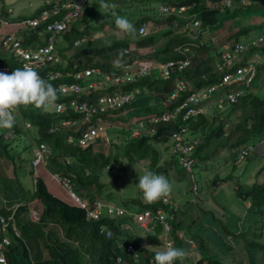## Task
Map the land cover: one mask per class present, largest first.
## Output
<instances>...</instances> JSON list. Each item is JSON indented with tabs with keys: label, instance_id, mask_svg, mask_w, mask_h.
Wrapping results in <instances>:
<instances>
[{
	"label": "trees",
	"instance_id": "16d2710c",
	"mask_svg": "<svg viewBox=\"0 0 264 264\" xmlns=\"http://www.w3.org/2000/svg\"><path fill=\"white\" fill-rule=\"evenodd\" d=\"M136 1L141 0H110L109 2L116 5L114 10L116 14L126 16L137 30L134 37L121 34L120 38L115 26V16L113 17L111 11L105 12L101 8V0H86L82 7L81 16L70 22L64 32L55 38L57 51L62 61L56 68L76 72L80 69L98 67L101 74H96L95 79L103 81L102 72L113 76L123 72L122 68L114 67L120 49L126 50V55L123 58L125 64L130 63L133 58H137L144 67H151L168 59L190 56V65L183 71L174 72L168 80H163L157 75L154 77L149 75L123 84H110V82L103 81L102 85L92 89L87 95H81L80 98L93 100L101 93H111L115 89L122 92L138 89L139 93L133 100L137 97L159 96L162 101L155 105L151 104L140 115L141 119H145L154 114L174 111L191 91H201L216 84L225 73L234 71L237 67L246 64L255 55H262L264 51V41L259 46L248 47L244 58L236 59L233 66L229 67L222 62V51L217 47L216 42H213L212 39L208 42L202 40L205 33L209 31L214 33L222 22L217 18L220 6L230 10L234 4L238 5L232 14L228 13L226 17L228 18L252 10L255 6L253 3L244 4L241 3V0H231V5L226 6L225 0H152L176 8L185 6L186 10L181 14L190 15L192 21L199 20L201 22L194 32H190L184 27L186 23L179 21V24L175 25L177 34H174L173 29H169L163 35L166 36L165 40L158 43L160 35L155 34L154 30L141 35L138 33L139 27L143 24L147 25L148 22L155 25L174 23L179 18L180 13L177 12V9L173 12H164L160 11L158 7L154 9L146 5L143 8H138L143 13L137 18L133 13L134 9L139 6V4L134 3ZM142 1L140 2L142 4L150 2ZM52 2L58 3L60 1L53 0ZM40 8L42 9L44 6ZM260 9L264 13V9ZM63 13L64 10H60L59 14L54 17L60 18ZM2 14L7 15L4 8ZM16 17L23 16L18 15ZM180 26L184 27L188 33L179 34L177 30L181 28ZM42 29L43 25L31 29L30 34L22 39L23 45L36 47L46 44L47 40L43 41L39 36ZM146 29H148V25ZM108 30L112 32L107 37H93L95 33ZM243 31L249 35L251 30L243 29ZM0 32L2 31L0 30ZM48 36L49 33L44 34L45 39ZM233 37L235 36L233 35ZM76 41H78L77 44H75ZM0 65L9 66L10 73L16 68H21L20 60L9 51L2 34H0ZM263 75L264 62L257 65L255 76V79L258 81L260 79L264 85ZM40 76L46 80L44 73H40ZM177 79L187 80L190 86L183 90L176 99L167 102V96L172 92ZM46 81L56 85L59 82H70L72 79L62 77L54 81ZM241 85L238 84L236 88H232V91L237 90ZM251 85L248 91L239 97L235 103L226 104L231 107V111L223 117L226 122L232 118L233 110L240 109V112H237L240 114L238 121L234 122L229 130L219 133L218 130L224 126V122L217 120V118L210 120L206 113L199 114L185 123L192 134H197L200 138L206 136L204 142H201L192 154L194 158L193 168L200 166L203 170H210L208 165L205 167V164L207 162L213 163L211 156L220 147H225L230 137H235L229 146V148L234 149L230 159L233 161L232 170L224 177L216 175L212 181L213 185L218 184L219 181L235 177L241 150L248 149L249 146H256L264 137V89L256 92V89H252ZM222 91H229V88L224 87L216 93ZM215 96L205 95L204 98L205 101L207 99L211 101ZM127 104L122 108L101 115L108 121L105 123V136L86 147L66 142L68 133L78 135V132L73 131V128L62 130L57 127L55 131H49L50 126L57 124L61 117L79 118L80 114L68 112L58 116L53 113L40 112L33 109L32 106L21 107L19 117L27 120L26 122H29L30 126L26 128L16 120L11 130L0 129V180L7 183L5 189L7 192L11 182L8 177L13 175L18 180L20 174L27 176L25 167L21 166L22 161L31 164L36 146L39 143H45L50 149V154L44 163L39 165L43 164L51 173L62 179H68L72 191L88 206H91L93 201L98 199L118 207L131 209L135 207L137 212L149 210L156 214L161 211L166 217L172 214L173 218L169 219L171 225L169 232L164 234L163 226L155 220L149 224L145 232L142 231L144 233V237H142L138 231L133 233L128 228H122L123 224L134 223L133 218H126L125 216L115 218L103 215L96 220L87 219L82 208L68 204L53 195L48 190L43 177L35 176L31 168L29 175H34V177L31 179L29 197L25 195L17 206L8 193L3 196V198H7V201L0 197V217L11 216L7 225L10 244L1 249L5 262L0 264H154L155 251L163 249L166 239H170L175 247L185 251L186 247L190 246L189 240H192L194 244L197 243V252L200 257L194 261V264H264V243H261L262 241L259 239L261 234H264V164L256 172V177L251 184L243 185L234 182L233 191L242 203V209L237 215L231 213L234 215L232 218L225 216L223 219L222 216H216L212 209L204 208V213L207 211L212 213V219L218 224L221 232L218 233L210 228L208 235L203 234V230L196 235L186 233V229H189L191 225L193 226L194 219H196L187 221V218L191 217V209H185L177 201L178 208L174 212L161 200L152 204L146 203L138 188L136 177L134 186L128 185L130 191L121 189L122 184L124 188L127 187L125 183L128 180L126 179L134 178L131 173L132 169L136 168L135 170L139 171L138 166L140 165L146 166V170L156 174L169 176V180L182 181L186 173L189 174L184 167L179 165L175 155L170 154L171 133L182 123L181 115L179 114L174 121L158 123L154 126L153 132L141 131L138 136H132L131 132L134 129L132 123L123 121L122 123L113 116L115 113L121 116L126 110ZM119 119L122 120V117ZM122 125H127V127ZM108 126L114 127L119 132L109 136L107 133ZM24 128L31 133L34 131L30 128H33L38 137H29L31 143L24 145L21 152L19 149L17 150L19 152H14L11 147L21 141L15 142V139L24 135ZM225 133H227L226 138L221 136ZM254 156L264 160V155H259L258 152L249 151V149L247 155L241 159ZM221 158L227 160L223 156ZM108 167L109 169H107ZM192 177L191 182L196 183ZM15 185H19L23 193L26 192L27 186L18 183ZM189 189L193 191L192 184ZM11 190L14 193L13 187ZM193 192L196 193V191ZM32 201L37 202V205L41 207L39 217L35 220L31 218L29 209V203ZM246 203H248L247 206ZM34 208L36 209L37 206ZM243 214L244 216L249 215L251 221L247 222ZM245 223H247V229L241 231L240 226H245ZM102 226L110 231L109 236L100 231ZM137 227L142 229L140 226ZM14 228L19 231V236L14 235ZM146 230L148 231L146 232ZM248 230L252 232L254 238L248 235ZM2 235L3 231L0 225V240ZM220 235L231 236L236 242L239 240L242 247L240 253L232 251L233 248L222 240ZM210 236L215 239L214 242L219 246L211 242ZM128 245L133 247V251L126 249ZM148 246H152V248ZM216 248L219 251L216 252ZM225 249L229 251L225 252ZM188 259L190 256L187 253L182 260L175 261V264H187L186 260Z\"/></svg>",
	"mask_w": 264,
	"mask_h": 264
},
{
	"label": "built area",
	"instance_id": "2783aa9c",
	"mask_svg": "<svg viewBox=\"0 0 264 264\" xmlns=\"http://www.w3.org/2000/svg\"><path fill=\"white\" fill-rule=\"evenodd\" d=\"M58 3L50 2L49 0L43 1L44 8L40 9L36 15L23 16L17 18L14 15V10L11 6H6V14L3 15L0 11V34L4 39V43L9 51L17 57L21 62V68L25 65L33 67L38 73H44L46 80L54 81L58 78L68 77L72 81L59 82L53 85L57 89L59 99L56 102L55 107H50L47 110L43 109V112L53 113L58 116L65 115L68 112L80 114L79 118H64L61 117L57 124L50 126L49 131L53 132L56 128L62 130H68L73 128V131H77L78 135L75 136L73 133L66 135L67 143H75L80 147H86L89 144L105 136V123L108 122L102 118L106 112L117 110L122 108L124 105L132 101L139 93L138 89L130 92H122L118 89L113 90L111 93H101L97 98L93 100H85L80 98L81 95H87L92 89L102 82H110V84H123L130 82L145 76H159L163 80H168L174 72L183 71L190 65L191 58H175L168 59L161 62L158 65L151 67H144L140 60L133 58L130 63L124 65L123 72L113 76L109 73L102 72L103 81L95 79L96 74H101L98 67H89L85 69L77 70L76 72L63 71L56 68L61 64V59L57 51L55 44V38L58 34L64 32L68 24L81 16L82 7L86 0H59ZM250 1L259 3L264 6V0H248L247 2L241 0V3H250ZM226 6L231 5V0L224 1ZM177 9L178 13H183L186 10L185 6L176 8L168 4H160L159 10L164 12H173ZM60 10H64L63 15L60 18L54 16L59 14ZM193 20L191 24L186 26L190 32H194L199 25ZM43 25L42 32L39 33L41 39L47 40L46 44L38 45L33 47L31 45H23L22 39L28 36L31 29ZM49 33L48 38H44V34ZM138 33L145 35L147 33L146 24L139 27ZM264 41V34L258 36L256 39L250 40L248 43H236L232 41H225V43L219 46L222 51L221 60L224 65L232 67L235 60L244 58L245 52L248 47L256 46L257 44ZM78 41L75 42L77 44ZM178 48V47H177ZM263 58L260 56L253 57L247 61L246 64L237 67L232 72L225 73L221 80L216 84L210 85L201 91H191L187 96L184 97L181 104L174 111H165L159 114H154L138 122V126L131 132L132 136H138L141 131L153 132L154 126L158 123L174 121L178 115H181L182 123L179 124L178 128L171 133V141L173 144L172 154L175 155L180 166L184 167L189 173L193 170L194 158L192 154L196 150V147L200 144L198 138L187 139L184 137L189 132V127L186 122L196 117L199 114L206 113V104L210 102L209 99L205 101V95H216L211 101L216 102L217 105L221 104H232L235 103L239 97L243 96L253 83L256 72L258 60L264 62V51L262 53ZM254 59V60H253ZM251 61V62H250ZM222 63V64H223ZM0 72H6L10 74V68L7 65H0ZM42 77V76H41ZM242 85H241V84ZM241 85L237 90L232 91V88H236L237 85ZM190 86L187 80L177 79L174 83L172 92L167 96L166 101L170 102L177 98V96L186 90ZM228 87L229 91H222V88ZM231 88V91H230ZM204 99V100H203ZM33 109L38 110L33 107ZM225 130L230 126L229 122H224ZM30 126L29 122H25V127ZM250 126V124H249ZM264 141H261L262 143ZM255 146V145H254ZM254 146H249V151L256 152ZM248 149H242L239 155L240 159L244 158ZM50 154V149L45 143H39L34 150V157L32 160L33 167H37L40 163H44L46 157ZM62 180L65 187L68 188L70 195L76 200V206L82 208L85 211V217L87 219H99L101 216L119 218L125 216L126 218H133L134 221L142 227H147L154 220L163 226L164 234L170 230L169 219L173 218V215L168 217L161 211L153 214L149 210L145 211H133L127 210L123 207L116 205L107 204L101 200H94L91 206H88L83 200H81L71 189L69 180L64 178ZM193 180V177H192ZM193 191L197 190L195 182H192ZM161 201L168 206L169 209L176 211L178 204L171 197L161 199ZM37 215L34 213V218ZM32 218V217H31ZM33 218V220H35ZM11 220V216L7 218L0 217V225L3 231L2 238L0 240V263L5 262V258L1 249L6 245L10 244V238L7 235L8 221ZM127 224H123L122 228H128ZM100 231L106 236H109L110 231L106 227L102 226ZM14 235L19 236L20 233L14 228ZM191 244L195 246L192 240H189ZM168 243H173L170 239H166L164 247ZM163 247V248H164ZM128 251H133L131 245L126 246Z\"/></svg>",
	"mask_w": 264,
	"mask_h": 264
},
{
	"label": "rangeland",
	"instance_id": "374dc122",
	"mask_svg": "<svg viewBox=\"0 0 264 264\" xmlns=\"http://www.w3.org/2000/svg\"><path fill=\"white\" fill-rule=\"evenodd\" d=\"M49 1L52 2L53 0H49ZM133 1H135V0H133ZM141 1L134 2L136 4H139V6L136 7L137 9H134V12H133L137 18H139L140 14L143 13V11L138 9V8H143L144 6L148 5L151 8L157 9V7H158V9H159L160 4L157 1L143 0L144 2L150 1L151 4H150V2L147 4L146 3L142 4V3H140ZM244 1L247 2L248 0H244ZM0 2H1V5L3 7L11 6L12 8H14L15 13L20 14V15H26V16H31V14L38 7H40L43 4L42 0H0ZM109 2H110V0H107V3H109ZM250 3L252 4V1H250ZM254 5L255 6H253L252 10L248 11L249 13L248 12H246L245 14L240 13L236 17L230 16L231 18L230 17L226 18V17H227L229 12H230V14H232L233 11L236 10L238 5L234 4L230 10L226 9L224 6H220L221 8H220V11L217 15V18L222 22L218 25V29H216V31H214V33H213V31H209L208 33H205L202 40L205 42H208L211 39H214L216 42V45H218L217 47H219L220 43L225 41V40H227V41L229 40V41L236 42V43H248L250 40L256 39L258 36L263 35L264 34V13H263V10H261L257 4H254ZM119 15L123 16L122 14H119ZM179 21H181V22L184 21L186 23V25L184 27H186L187 25L191 24L192 19H191L190 15L179 14V18L174 23H171V24L155 25L154 23L148 22L147 23V25H148L147 31L151 32L154 30L153 32H155V34L161 36L159 38L158 43H162L166 37L163 35L169 29H173L174 34H177V32L175 31V28H176L175 25H177V23L179 24ZM147 25H146V28H147ZM180 27L181 28L177 30L179 34L188 33V32H186L184 27H182V26H180ZM243 29H250L251 31H250V33H248L249 35H247V33L243 31ZM111 32L112 31L108 30V31L100 32V33H95L93 37L94 38L107 37ZM117 33H118V36L120 37L121 34L119 32H117ZM233 35L235 37H233ZM259 44H257V46H259ZM143 53H144V51H143ZM258 56H260V59L263 58V55H255V57H258ZM258 62H259L258 65H261L263 63L262 60H258ZM251 87H252V89H256V92L262 91L264 89V85L262 84L260 79H259V81L255 79L253 81ZM161 101H162V99L159 96L137 97L135 100H133L127 104V106L125 108L126 110L121 114V116H118V114H116V113L113 114V116L115 117L116 120L118 119L120 122L123 121V122H125V123L127 122L129 124L132 123L133 127L136 128L138 126V122L140 120H142L141 119L142 117H140L142 112L144 110H147V108L150 107L151 104L155 105V104L160 103ZM206 107H207L206 108L207 109L206 114L210 118V120H211V118H217V120H222V122H226L225 118H223V117H225L231 111L230 110L231 107H228V105H225V104L217 105L216 102H213V101H210L208 103V106L206 104ZM133 109H136V110H133ZM239 110L240 109H237V111H235V110L232 111V113H233L232 118L228 121L230 124L229 128H227L228 130L231 128V125L234 122L236 123L238 121V116L240 114L237 112H240ZM38 111L43 112V109H38ZM219 113L221 115H218ZM20 114H21V109H19V113L16 116V120H17V122H19V124H21L25 127V122L27 120H25L21 116L19 117ZM120 117H122V120L119 119ZM122 126L127 127V125H122ZM24 129H25V132H23L24 135H22L21 137L19 136L15 139V142L21 140L22 143L20 141V142L16 143V145L11 147V148H13L14 152H19V151L21 152L22 147L24 145L30 144L31 141L29 140L30 139L29 137H38V135L36 134V132L33 128H30V129L34 131L33 132L34 134L31 133L29 130H26V128H24ZM226 130H225L224 126H222L218 130V132L221 133V132H224ZM117 132H119L117 129H115L114 127L108 126L107 133L109 136H113ZM205 134L207 135V133H205ZM221 136L226 138L227 133L221 134ZM184 137L187 139H192L194 137H198V135L192 134L191 131H189L188 133H186L184 135ZM205 137L206 136L202 137L201 142L202 141L204 142ZM234 140H235V137H230L227 140L226 146L220 147L211 156L213 163L207 162V164H205V167H206V165H208L210 170H208V171L203 170L200 166L194 167L192 174L186 173V175L184 176L182 181H176L174 179L175 182H174V180H171V179L169 180V176L168 177L165 176L171 182V184L173 186L172 192L170 194L171 197L174 200H176L179 204H181V206H183L185 209H188V208L191 209V212H190L191 217H188L187 221L189 222L190 220L196 218V219H194L195 222H194L193 226L191 225L189 227V229H186V233L196 235V234H199L200 231L203 230V234L208 235L210 228H212L213 231L216 230L218 233L222 231L218 227V224L216 222H214V220L212 219V213L208 212V211L204 213V210H205L204 208L212 209L213 211H215L214 213L216 216L217 215H219V217L222 216L223 219H225V216H227V218H232V216H234V215H232L231 213H234L237 215L239 213V210L242 209V203L236 197L235 192L233 191V184H234V182H239L243 185L251 184L256 177V172L260 168H262V166L264 164V160L261 158H256L255 156L250 157L248 159H240V157H238L239 162H238V168L235 171L236 176L230 177L229 179H227L225 181H219L218 184L213 185L212 181L215 179L216 175L217 176L220 175L219 177H224L225 174L229 173L232 170L233 161H231L230 159L233 156L234 149L229 148V146ZM172 148H173V144L171 141L170 154H172ZM18 149H19V151H17ZM254 150H256V152H258L259 155H264V142L258 143L256 146H254ZM222 156L227 158V160H224V158H221ZM167 158H169L168 155H167ZM163 159H166V157H163ZM234 162H235V160H234ZM21 166L25 167V173L27 174V176L20 174V179H18V180H16L13 177V175H12V177L11 176L8 177L11 182H10V185L8 184L9 189L7 192L5 191V189L7 187L6 186L7 183L0 180V197L2 199H5V201H7V198H3V196H4V194L6 195V193H8L9 196H12L11 198H13L15 205H18L21 202V199H23V197L25 195H27L26 197H29L31 179L35 175V176H42L43 177L48 190L53 195L59 197L61 200L65 201L68 204L75 205L77 203L76 200L70 195L68 188L65 187L62 180H60L62 178H60L56 174H53L50 171H48L47 168H45V165L41 164V165H38L37 167H33L32 163L29 164L26 161H22ZM31 168L34 171V175H29ZM107 169H109V167ZM135 169L136 168H133L131 171V173L134 175L133 176L134 178L126 179V180H128V182L126 181V183H125V185L127 187L124 188L123 184H122V188H121L122 190L130 191V186H128V185L134 186L135 177H136V181L138 182V178L144 174V172L146 170V166H144V165L138 166L139 171L135 170ZM181 171L183 172V170H181ZM192 176H193L194 180L196 181V186H197L196 193H194L193 191H191L189 189L191 184H192V182H191ZM171 177H174V176L171 175ZM259 177L261 178V176H259ZM17 183L27 186V188L25 189V191H26L25 193H23L21 191L19 185H17V186L15 185ZM12 187L15 190L14 193L11 190ZM125 195H127V193H125ZM134 196H135V189H134ZM197 197H199V198H197ZM0 204H1V201H0ZM11 204L14 205V203H11ZM206 205H208V206H206ZM245 205L247 206L248 203H246ZM34 206H37V208L35 209ZM223 206H225L226 210L223 209ZM29 209L31 211L32 219L34 218V213L37 215V217L34 219H37L39 217V211L41 210L40 205H37V202L32 201L29 203ZM125 209L133 210V211L136 210L135 207H133V209H131V208H125ZM243 216H244V214H243ZM249 217H250L249 215L244 216V218L247 222L251 221V219ZM240 224H241V222L239 223V225ZM127 225H128L127 227H129L131 231H138L139 232L138 234L141 235L142 237H144L143 232H145V230L138 229V227H137L138 224L135 221H134V223H130ZM240 227H241L240 228L241 231L247 229V223H245V226H240ZM147 231L148 230H146V232ZM248 235L251 238H254V235H252V232L249 231ZM223 236H221L220 238L222 240L226 241V243L233 248L232 251H235V253H238L242 249L241 243L239 240H238V242H236V240L231 236H227V235H223ZM210 238H211V236H210ZM259 239H260V241H262L261 243H264V234L263 235L261 234V237ZM210 240H211V242L215 243L214 238H211ZM188 244H190V246L188 245L186 247V251H187L188 255L190 256V259L186 260V263L187 264H194V261H196L197 258L200 257L199 253L197 252L198 244L195 243L196 246H194L190 242H188ZM214 245H218V244L215 243ZM217 251H219V250L216 248V252ZM228 251L229 250H226L225 252H228ZM243 257H245V255ZM244 260H245V258H244ZM263 262H264V257H263Z\"/></svg>",
	"mask_w": 264,
	"mask_h": 264
},
{
	"label": "clouds",
	"instance_id": "9594fccd",
	"mask_svg": "<svg viewBox=\"0 0 264 264\" xmlns=\"http://www.w3.org/2000/svg\"><path fill=\"white\" fill-rule=\"evenodd\" d=\"M101 8L105 12L111 11V14L115 16V26L120 34L131 37L136 35L137 30L134 24L126 16L116 14L114 3L101 0ZM200 23V21H196L197 25ZM125 55V49L118 51V57L114 63L115 68L124 67L123 58ZM58 99L57 89L43 79L38 71L31 66L25 65L23 68H16L10 74L0 72V129L11 130L14 127L16 116L21 107L33 106L37 109L47 110L50 107H55ZM263 139L264 137L261 141H264ZM138 188L142 192L144 201L152 204L168 197L173 186L164 175L145 170L144 174L138 178ZM140 227L143 230L147 229V227ZM128 229L130 230L129 227ZM131 232L134 233V231ZM148 247L152 248V246ZM186 254L184 249L175 247L173 243H168L163 249L155 251L154 264H175V261L182 260Z\"/></svg>",
	"mask_w": 264,
	"mask_h": 264
},
{
	"label": "crops",
	"instance_id": "0c3cea01",
	"mask_svg": "<svg viewBox=\"0 0 264 264\" xmlns=\"http://www.w3.org/2000/svg\"><path fill=\"white\" fill-rule=\"evenodd\" d=\"M42 1H44V0H42ZM249 4H250V3H249ZM253 4H257L258 6H260V8L264 9V8H263L264 6H262V5L259 4V3H255V2H253ZM41 6H43V4H42ZM41 6H40V7H41ZM5 7H6V6H5ZM5 7H3V6L1 5V2H0V11H1V12H2L3 8H4V10L6 9ZM40 7H38V8H37V9H36L31 15H34V13H35L37 10H40V9H41ZM13 10H14V8H13ZM14 15H15V16H16V15H17V16H18V15H19V16H26V15H20V14H17V13H15V12H14ZM212 41L215 42L214 39H212ZM225 41H227V40H225ZM225 41L221 42L220 45L223 44V43H225ZM206 108H207V107L204 106V109H206ZM194 138H195V139L198 138V139H199V143L201 142L202 137H201V138H200V137H194ZM202 142H203V141H202ZM169 197H171V195H169ZM171 198H172V197H171ZM172 199H173V198H172ZM173 200H174V199H173ZM175 201H176V200H175ZM16 206H17V205H16Z\"/></svg>",
	"mask_w": 264,
	"mask_h": 264
}]
</instances>
